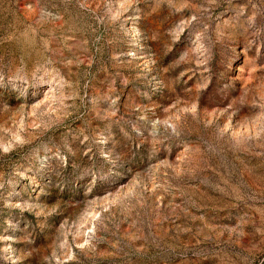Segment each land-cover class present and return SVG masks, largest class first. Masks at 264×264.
Listing matches in <instances>:
<instances>
[{
  "label": "rangeland",
  "instance_id": "374dc122",
  "mask_svg": "<svg viewBox=\"0 0 264 264\" xmlns=\"http://www.w3.org/2000/svg\"><path fill=\"white\" fill-rule=\"evenodd\" d=\"M0 264H264V0H0Z\"/></svg>",
  "mask_w": 264,
  "mask_h": 264
}]
</instances>
